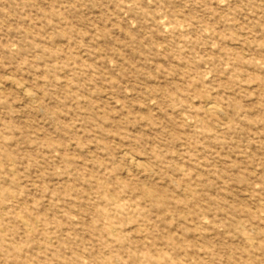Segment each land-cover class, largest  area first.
I'll list each match as a JSON object with an SVG mask.
<instances>
[{"label":"rangeland","instance_id":"1","mask_svg":"<svg viewBox=\"0 0 264 264\" xmlns=\"http://www.w3.org/2000/svg\"><path fill=\"white\" fill-rule=\"evenodd\" d=\"M0 264H264V0H0Z\"/></svg>","mask_w":264,"mask_h":264}]
</instances>
